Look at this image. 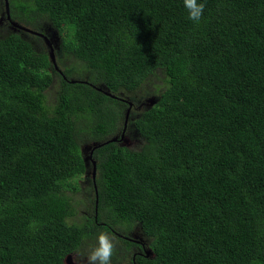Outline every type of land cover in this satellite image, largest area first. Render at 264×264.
<instances>
[{"label": "trees", "instance_id": "obj_1", "mask_svg": "<svg viewBox=\"0 0 264 264\" xmlns=\"http://www.w3.org/2000/svg\"><path fill=\"white\" fill-rule=\"evenodd\" d=\"M6 1L75 63L49 101L48 54L0 38V264H68L100 231L125 264H264V0H200L199 23L183 0Z\"/></svg>", "mask_w": 264, "mask_h": 264}, {"label": "rangeland", "instance_id": "obj_2", "mask_svg": "<svg viewBox=\"0 0 264 264\" xmlns=\"http://www.w3.org/2000/svg\"><path fill=\"white\" fill-rule=\"evenodd\" d=\"M44 20H40V22H42ZM12 22L18 23L20 25H23L25 27L28 28H35L33 30L38 31L37 29L40 28L42 29V24H30L31 22H27L26 20L23 19H13ZM15 28L5 19V5H4V1L0 0V38L5 36L6 34L10 33L11 31H13ZM45 34L48 36L49 40L53 43L51 44L53 53L55 55V61H56V65L58 66V68H63L66 67L68 65L74 64V60L73 58H71V56H67V55H63L62 53H57L56 52V47L54 45L57 44V41L55 38H53L51 35H49L48 33L45 32ZM23 35L28 38L30 40V42L32 43V45L34 46L35 49H37L38 51L44 52V53H49V47L48 45L45 43V41L41 38V40L37 39L38 37L35 35H31L29 33L23 32ZM60 56V58H59ZM58 58L60 60H58ZM77 76V75H76ZM74 77V76H72ZM58 80L56 76H52V84L49 86V88H47L45 90V93L47 95V100L49 101H53L56 95V91L58 89ZM149 84L144 83L141 85V87L139 89H137L132 95L133 97H131L130 99L127 98V102H128V106L126 105V107L123 109L125 114L128 110V116H127V125H126V129L124 132V136L122 137L121 143L125 144L126 146H128L129 148H138L140 145V140L137 139V134L135 132V130L132 127V122L133 120L140 114V112L147 107L146 101L149 99V94L150 91L152 90V88L148 87ZM125 117V116H124ZM123 117V119H124ZM120 122V125L122 126V121ZM120 134V132H119ZM89 149H85L84 152L88 153ZM92 167L90 164H86V172L85 174H83L80 178H79V188L78 191L76 193V195L80 198L83 199V203L80 206L79 210L80 212H83L84 209H87L88 212L90 211V198H91V192H90V185H91V179L90 177H92ZM89 193V196H87V194ZM129 234V232H127V235ZM133 232L130 233V236H128L127 238L131 239ZM135 235L139 238V240H141V242H145L142 237L140 235H138L137 232H135ZM120 237H115V242L117 247L119 248V253L118 255L114 256V259L112 261V264H125L127 263L128 258L130 257L131 253L127 252L125 247L123 246V244L121 243L120 240H118ZM134 242H137L134 239H131ZM83 245L81 246L82 250H87L88 245L89 244H93L91 241H87L86 243H82ZM146 246V245H144ZM76 252V251H75ZM74 252V253H75ZM74 253L70 256L68 263L69 264H75L74 261ZM117 253V252H116ZM128 253V254H127ZM118 258H120V262H118Z\"/></svg>", "mask_w": 264, "mask_h": 264}, {"label": "clouds", "instance_id": "obj_3", "mask_svg": "<svg viewBox=\"0 0 264 264\" xmlns=\"http://www.w3.org/2000/svg\"><path fill=\"white\" fill-rule=\"evenodd\" d=\"M183 4L187 9L188 18L193 22L199 23L203 16L204 3L200 2V0H183ZM75 251V253L72 252L70 254L71 256L74 253L75 264H112L113 257L117 252V245L112 233L100 231L96 237V242L89 244L87 250L76 249Z\"/></svg>", "mask_w": 264, "mask_h": 264}, {"label": "water", "instance_id": "obj_4", "mask_svg": "<svg viewBox=\"0 0 264 264\" xmlns=\"http://www.w3.org/2000/svg\"><path fill=\"white\" fill-rule=\"evenodd\" d=\"M4 5H5V14H6V17H7L8 19H10L9 9H8V4H7V1H6V0H4ZM11 24H12L15 28H17L18 30H22V31H25V32H28V33L30 32V33H32V34H35V35H37V36H40V37L45 41V43L48 45V47H49V53H48V56H49V58H50V61H51L52 65H53L55 68H57V65H56V62H55L54 53H53V50H52V47H51V44H50V40H49V38H48L47 36H45V35L42 34V33L32 31V30H30V29H28V28H26V27H24V26H22V25H19V24L15 23V22H12V21H11ZM127 116H128V110H127V112H126V114H125V117H124V120H123V130L125 129L126 124H127ZM122 137H123V136L119 137V139L122 140ZM114 140H116V137L110 138L109 140H106V141H104V142L114 141ZM102 143H103V142H102ZM100 145H101V143H96V144H94V146H92V147L90 148V150H89V157L91 156V153H92L93 149L96 148V147H98V146H100ZM86 157H87V156H83V159H85ZM92 163H93V166H94V161H92ZM93 184H94V183H93ZM95 192H96V189H95ZM95 194H96V193H95ZM69 258H70V257H69ZM69 258L67 259V262H68Z\"/></svg>", "mask_w": 264, "mask_h": 264}, {"label": "flooded vegetation", "instance_id": "obj_5", "mask_svg": "<svg viewBox=\"0 0 264 264\" xmlns=\"http://www.w3.org/2000/svg\"><path fill=\"white\" fill-rule=\"evenodd\" d=\"M5 19L11 24L12 19H8L6 16H5ZM11 25H12V24H11ZM63 54H64V53H63ZM49 70L52 71V72H51V73H52V76L54 75V76L57 77L58 82L60 81V79H62V77H60V76H63L64 74H63V72H62L61 69L59 70L58 68H55V67L51 64V67H49Z\"/></svg>", "mask_w": 264, "mask_h": 264}]
</instances>
